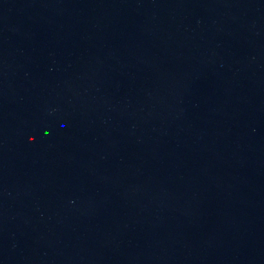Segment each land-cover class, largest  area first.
Returning a JSON list of instances; mask_svg holds the SVG:
<instances>
[{
  "label": "water",
  "instance_id": "obj_1",
  "mask_svg": "<svg viewBox=\"0 0 264 264\" xmlns=\"http://www.w3.org/2000/svg\"><path fill=\"white\" fill-rule=\"evenodd\" d=\"M0 264H264V0H0Z\"/></svg>",
  "mask_w": 264,
  "mask_h": 264
}]
</instances>
